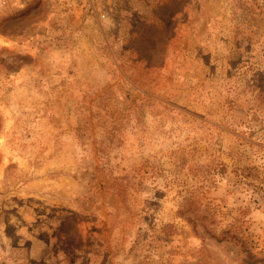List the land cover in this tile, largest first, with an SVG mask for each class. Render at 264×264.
Wrapping results in <instances>:
<instances>
[{"label": "rangeland", "instance_id": "1", "mask_svg": "<svg viewBox=\"0 0 264 264\" xmlns=\"http://www.w3.org/2000/svg\"><path fill=\"white\" fill-rule=\"evenodd\" d=\"M247 254L264 264V0L0 8V264Z\"/></svg>", "mask_w": 264, "mask_h": 264}, {"label": "built area", "instance_id": "2", "mask_svg": "<svg viewBox=\"0 0 264 264\" xmlns=\"http://www.w3.org/2000/svg\"><path fill=\"white\" fill-rule=\"evenodd\" d=\"M25 0H0V8L6 7V6H18L21 5ZM121 0H100V2L104 5L105 9H109L110 5H115L117 2ZM107 6V8H106ZM100 17L102 19L106 18V12L104 9L101 10Z\"/></svg>", "mask_w": 264, "mask_h": 264}, {"label": "trees", "instance_id": "3", "mask_svg": "<svg viewBox=\"0 0 264 264\" xmlns=\"http://www.w3.org/2000/svg\"><path fill=\"white\" fill-rule=\"evenodd\" d=\"M253 257L250 254H247V262L248 264H254L255 262L252 261Z\"/></svg>", "mask_w": 264, "mask_h": 264}]
</instances>
